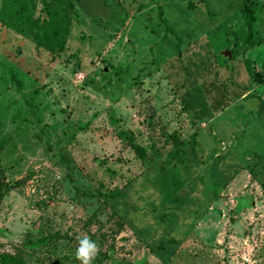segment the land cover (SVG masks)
Wrapping results in <instances>:
<instances>
[{"label":"rangeland","instance_id":"rangeland-1","mask_svg":"<svg viewBox=\"0 0 264 264\" xmlns=\"http://www.w3.org/2000/svg\"><path fill=\"white\" fill-rule=\"evenodd\" d=\"M25 1L0 0V254L48 236L25 264H81L87 236L91 264H264V0ZM45 5L60 51L30 29Z\"/></svg>","mask_w":264,"mask_h":264},{"label":"trees","instance_id":"trees-1","mask_svg":"<svg viewBox=\"0 0 264 264\" xmlns=\"http://www.w3.org/2000/svg\"><path fill=\"white\" fill-rule=\"evenodd\" d=\"M5 5L9 7L10 12L13 16H17L19 19L24 20L30 19L31 11L28 8V4L25 0H3ZM198 3H202L201 1H195L190 4V7H198ZM242 12L244 13L245 23L248 29V34L251 35L254 27V13L251 7L247 4L242 6ZM67 15L60 16L56 11L52 10L50 6L45 5L38 17L31 21L30 20V29L34 35V41L40 47H44L50 52H53L55 49L60 51L62 49L65 38L67 37L68 30L66 26ZM8 74L10 75L11 80L16 84L17 91H21L22 84L18 79L16 74L11 70L7 69ZM264 90V86L261 85L257 91V97L261 100L262 91ZM131 135L128 131L120 132L118 137L129 140L130 147L136 154L143 159L144 150L139 145L135 144L132 141ZM176 140L177 138L174 137ZM182 150L177 146L174 154L178 158V162L181 163V167L184 166V161L181 159ZM50 240L48 236L41 237L39 239H29L26 238L22 243L21 247H15L12 253L2 252L0 254V264H25L24 263V255L25 249H35L36 247L42 246L45 242Z\"/></svg>","mask_w":264,"mask_h":264},{"label":"clouds","instance_id":"clouds-1","mask_svg":"<svg viewBox=\"0 0 264 264\" xmlns=\"http://www.w3.org/2000/svg\"><path fill=\"white\" fill-rule=\"evenodd\" d=\"M97 252V244L89 237L85 236L84 238L79 239L76 258L81 262V264H91Z\"/></svg>","mask_w":264,"mask_h":264},{"label":"water","instance_id":"water-1","mask_svg":"<svg viewBox=\"0 0 264 264\" xmlns=\"http://www.w3.org/2000/svg\"><path fill=\"white\" fill-rule=\"evenodd\" d=\"M223 55H224V56H228V57H230L229 54H228L227 52H223Z\"/></svg>","mask_w":264,"mask_h":264}]
</instances>
